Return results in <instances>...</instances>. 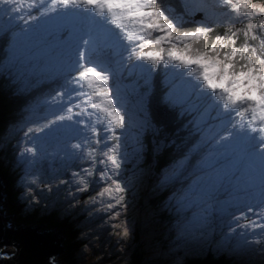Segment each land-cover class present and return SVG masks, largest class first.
<instances>
[{
    "label": "snow or ice",
    "instance_id": "snow-or-ice-1",
    "mask_svg": "<svg viewBox=\"0 0 264 264\" xmlns=\"http://www.w3.org/2000/svg\"><path fill=\"white\" fill-rule=\"evenodd\" d=\"M178 9L166 0H0V80L22 100L0 147L20 134L26 208L39 203L34 186L50 188L32 166L57 157L70 178L53 182L68 185V207L103 210L118 237L130 236V201L150 183L158 204L146 211L171 215L178 237L264 253V0H178ZM125 73L146 85L163 74L156 115L147 88L135 100L121 89ZM130 159L137 170L126 175ZM17 251L0 244V261ZM48 264L63 262L49 255Z\"/></svg>",
    "mask_w": 264,
    "mask_h": 264
},
{
    "label": "rangeland",
    "instance_id": "rangeland-1",
    "mask_svg": "<svg viewBox=\"0 0 264 264\" xmlns=\"http://www.w3.org/2000/svg\"><path fill=\"white\" fill-rule=\"evenodd\" d=\"M38 4L40 0H35ZM126 78H122L119 82L121 89L130 94V98L135 100L137 96L145 92L147 88L151 91V84L146 85L145 82L137 76H129L125 73ZM138 78L140 83H137ZM158 78L159 83L163 79V74H158L155 79ZM39 80L33 84L37 86ZM139 85L145 86L143 90H140ZM163 86V85H162ZM136 88V89H135ZM131 107V105H130ZM11 136V135H10ZM150 147V143H149ZM134 145L129 146V152L133 151ZM147 158H151L150 151L147 153ZM54 160V158H52ZM56 161L62 163L57 157ZM17 165L14 169H19L20 164L18 161L23 162L24 169L26 168L25 161L20 160L17 157ZM55 161V160H54ZM50 169L49 174L45 178L41 177L39 180L48 182L50 188L43 187V184L36 185L35 195L37 196L39 203L33 205L31 208L25 207L24 200L21 199L23 188L20 185L13 187L5 194V201L3 202V208L7 209V215H12L9 219L11 226H15V229L21 227L31 226L38 233L55 230L58 234L60 243L64 248V252L55 256L56 261H62L63 264H133L134 256L138 253L140 258L139 264H201L200 262L191 263L190 260L195 258L207 259L210 255L216 254L225 255L226 259H231L229 264H264V253H261L258 249L259 246H254L257 250L252 251L244 255H232L223 252H217L214 249L208 248L201 244V238L195 234L186 237H178L175 232L170 228L172 223V216L165 213L171 222L163 221V213L150 214L146 211L149 206H155L158 203V197H156L151 191L150 183H146L142 188L136 191L135 197L130 201L131 210L128 213V219L134 220L132 232L128 238L118 237L116 235V229L113 228V224L116 221L109 220L104 211L89 212L86 207L81 206L78 202L71 208L68 207V201L71 197L68 195V186L64 188L63 185H59L53 182V178L60 173V168H64V165H54L52 161L49 162ZM35 165L32 166V171ZM126 175L134 174L137 170V162L129 160L125 165ZM23 173H17L14 185L20 184V178ZM98 190V184L93 181L89 192L95 194ZM9 193V194H8ZM78 197H82L83 200H88L87 193H76ZM64 199V200H61ZM14 202H17L15 206ZM56 207V209H55ZM37 208L38 212L34 214L33 210ZM56 211L57 223L54 222L51 226L44 225L41 219L47 214ZM32 215H38V220H32ZM74 215V219L72 216ZM43 216V217H42ZM162 217V218H161ZM68 220L69 226L72 229V236H74V244H78L76 247L73 243L65 245V231L60 227L64 220ZM125 219V214L121 213L120 220ZM32 220V222H30ZM35 226V227H34ZM39 226V227H37ZM226 227V224L222 226L221 222H217L215 225L216 234L219 235L221 230ZM238 231H243L238 230ZM84 237H87L85 239ZM241 243L242 237H235ZM72 248L76 249L73 252L72 259L67 258L70 255L68 251L72 252ZM7 251H12L11 248ZM195 258V259H197ZM212 264V263H211Z\"/></svg>",
    "mask_w": 264,
    "mask_h": 264
},
{
    "label": "trees",
    "instance_id": "trees-1",
    "mask_svg": "<svg viewBox=\"0 0 264 264\" xmlns=\"http://www.w3.org/2000/svg\"><path fill=\"white\" fill-rule=\"evenodd\" d=\"M167 3H169L173 8H176V10L178 11V0H166ZM3 52H0V58L3 57ZM158 78L154 79L152 85H151V89L152 86L153 89L150 91L152 93V101L149 105L153 115L157 114V109H156V98L159 96L160 92L162 91L163 86L159 83ZM36 83V82H35ZM40 87H42V83L39 80V83L37 86L32 85V88H34L37 92L39 91ZM145 86L143 85H139L140 90H143ZM22 100L18 97L12 96L10 91L6 90L5 85L3 80H0V138L5 137L6 132L8 130V126L11 122H13L19 113L20 110V106H21ZM8 143H7V147H0V178L4 181L5 183V189L6 192L10 191L9 193H12L11 189H13V187L18 186L20 188V184L18 185H14V183L16 184L17 182H15L16 179V175L17 173L22 172L24 175L25 169L21 166H23V162L21 164L20 161V168L19 169H14L13 171V167L15 165H17V161H16V145H17V141L19 139H21V136L19 133H16L14 135L8 136ZM150 148V147H149ZM54 158V160L52 159ZM52 161L55 165L58 164L59 167L61 164L63 163H58L55 159V157H51V158H47L44 160H40L37 159L36 163H35V167L33 169V172H35L39 179L41 177L45 178V176H47L49 174L50 169H52L53 167L50 166L49 162ZM26 165V164H25ZM51 172V171H50ZM55 173H57L58 175H63L65 176V179H69L70 178V174H66L64 172V168H60V173H58L57 171H55ZM64 188H66L68 185H63ZM36 187V186H34ZM37 190V189H36ZM8 193V194H9ZM7 195V193H6ZM9 195H7L8 198ZM10 199V197L8 198V200ZM64 200V199H61ZM15 204H13V206L17 205V202H14ZM158 204V203H157ZM38 212L37 208H35L34 214H36ZM33 213L30 214L31 217H33L32 220H38V215H32ZM56 212L47 214L43 217V219H41V222L44 223V225L46 226H51L54 222L57 223V217H56ZM161 216H163V221H171L169 218H165L164 216H167L165 213H163ZM168 217V216H167ZM162 218V217H161ZM32 220H30V222H32ZM67 219L64 220V222L60 225V227L65 231V245L68 246V244L71 245V243L74 244V241H72V239L74 238V236H72V229L69 226V223H67ZM225 225L226 222L222 223ZM223 228V227H222ZM74 240V239H73ZM76 247L78 246V244H74ZM76 249L72 248V252L68 251V253H70V255H67V258H71L73 256V252ZM225 255H213V257L210 255L207 259L203 260V258H197V256L195 258H193L192 260H190L191 263H195V262H200L201 264H229V261L231 260L226 259L224 257ZM140 258L138 256V253L134 256V262L133 264H139Z\"/></svg>",
    "mask_w": 264,
    "mask_h": 264
},
{
    "label": "water",
    "instance_id": "water-1",
    "mask_svg": "<svg viewBox=\"0 0 264 264\" xmlns=\"http://www.w3.org/2000/svg\"><path fill=\"white\" fill-rule=\"evenodd\" d=\"M4 186L0 178V244L14 242L18 251L13 261H0V264H48L49 255L55 257L64 252L57 232L38 233L31 227L15 229L11 226L9 219L12 215L4 216L5 209H2L6 197L5 192H1Z\"/></svg>",
    "mask_w": 264,
    "mask_h": 264
},
{
    "label": "bare ground",
    "instance_id": "bare-ground-1",
    "mask_svg": "<svg viewBox=\"0 0 264 264\" xmlns=\"http://www.w3.org/2000/svg\"><path fill=\"white\" fill-rule=\"evenodd\" d=\"M153 87H154V86H152V89H153ZM55 164H56V163H55ZM56 165H58V164H56ZM3 188H5V186H4ZM3 188H2V190H1V192L4 191ZM6 196H7V195H6ZM2 209H4L3 206H2ZM6 210H7V209H5V211H4V216H9V215H7V213H6ZM54 212H56V211H54ZM12 217H13V216H12ZM167 222H171V221H167ZM29 227H31V226H29ZM34 227H35V226H34ZM37 227H39V226H37ZM14 228H15V227H14ZM19 228H23V227L19 226ZM19 228H18V229H19ZM31 228H32V227H31ZM214 255H216V254H214ZM212 257H213V255H212ZM189 264H190V263H189Z\"/></svg>",
    "mask_w": 264,
    "mask_h": 264
},
{
    "label": "clouds",
    "instance_id": "clouds-1",
    "mask_svg": "<svg viewBox=\"0 0 264 264\" xmlns=\"http://www.w3.org/2000/svg\"><path fill=\"white\" fill-rule=\"evenodd\" d=\"M73 219H74V217H73Z\"/></svg>",
    "mask_w": 264,
    "mask_h": 264
}]
</instances>
